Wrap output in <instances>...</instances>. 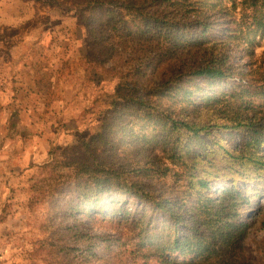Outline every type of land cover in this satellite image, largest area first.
Wrapping results in <instances>:
<instances>
[{
  "label": "trees",
  "instance_id": "1",
  "mask_svg": "<svg viewBox=\"0 0 264 264\" xmlns=\"http://www.w3.org/2000/svg\"><path fill=\"white\" fill-rule=\"evenodd\" d=\"M51 1L75 8L74 16L89 29L91 53L113 58L117 74L109 121L96 133H83L65 161L80 176L67 214L98 213L137 230L140 242L133 253L150 251L162 264H247L239 253L253 222L241 218V207L250 204L247 192L233 181L213 190L206 178L194 182L177 171L178 180H189L185 195L191 189L195 195L187 205L184 197L157 191L154 175L162 168L155 152L174 164L195 158L191 148L202 144L198 136L221 127L238 134L226 150L230 156L263 166L264 71L254 62L244 70L232 54L240 48L239 32L264 34V0L242 1L243 16L252 17L244 31L221 0ZM122 60L127 66L118 65ZM203 111H212L216 120H197ZM123 143L133 148L134 158L122 161L135 167L125 175L113 166ZM206 147H200L201 155ZM105 204L112 208L103 215ZM156 214L162 221H155Z\"/></svg>",
  "mask_w": 264,
  "mask_h": 264
},
{
  "label": "rangeland",
  "instance_id": "2",
  "mask_svg": "<svg viewBox=\"0 0 264 264\" xmlns=\"http://www.w3.org/2000/svg\"><path fill=\"white\" fill-rule=\"evenodd\" d=\"M242 1L220 5L244 31L252 17L243 16ZM74 13L66 2L0 0V264H162L150 251L133 253L140 242L137 230L98 213L67 214L68 202L78 197L80 176L65 161L81 135L96 133L109 121L117 79L113 58L91 53L87 24ZM255 32H239L240 48L232 54L246 71L251 62L264 71V34ZM101 57L106 62L100 63ZM118 65L127 66L124 60ZM216 117L212 111L196 115L211 124ZM198 138L202 144L191 148L197 157L184 156L177 164L156 150L157 166L167 170L154 175L157 191L192 205L194 192L184 193L189 180H178L177 171L194 182L206 178L213 190L232 181L242 187L250 204L241 207V218L253 222L239 253L247 264H264V164L226 152L238 139L236 132L216 127ZM201 145L207 146L206 155ZM119 149L113 166L125 175L135 167L122 158L133 159V148L123 143ZM105 206L103 215L112 208ZM154 219L162 221V215Z\"/></svg>",
  "mask_w": 264,
  "mask_h": 264
}]
</instances>
